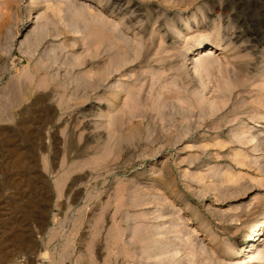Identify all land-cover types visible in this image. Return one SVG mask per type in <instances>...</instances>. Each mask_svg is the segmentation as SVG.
Segmentation results:
<instances>
[{
	"label": "rangeland",
	"instance_id": "1",
	"mask_svg": "<svg viewBox=\"0 0 264 264\" xmlns=\"http://www.w3.org/2000/svg\"><path fill=\"white\" fill-rule=\"evenodd\" d=\"M262 135L264 0H0V264H247Z\"/></svg>",
	"mask_w": 264,
	"mask_h": 264
},
{
	"label": "bare ground",
	"instance_id": "2",
	"mask_svg": "<svg viewBox=\"0 0 264 264\" xmlns=\"http://www.w3.org/2000/svg\"><path fill=\"white\" fill-rule=\"evenodd\" d=\"M32 21L33 20H35V18H32L31 19ZM30 20V21H31ZM33 37V36H32ZM125 46V45H124ZM205 47H207V43L206 42H198V43H196L195 45H193V47L189 50V54H190V56H191V58L189 59V61L191 60V59H193V55L194 54H198V53H200ZM206 49V48H205ZM189 57V56H188ZM202 61H204V60H202ZM123 62V61H122ZM191 62H194V61H191ZM123 64H124V62H123ZM123 64L122 65H119V66H123ZM120 70V69H119ZM114 71V70H113ZM110 73H111V71H110ZM100 79H98V80H96V81H99ZM105 80V79H104ZM95 81V82H96ZM97 85H98V83H97ZM102 86V85H101ZM98 88V87H97ZM166 92H167V90H166ZM171 91L169 90V93H170ZM174 93V92H173ZM163 94V93H162ZM168 93H166V96H168L167 95ZM171 94V93H170ZM165 95V94H164ZM170 97H173V96H171V95H169ZM218 98H220V97H218ZM217 98V100H219ZM222 98V97H221ZM168 99V98H167ZM223 99V98H222ZM222 99H220V100H222ZM216 100V99H215ZM216 100V101H217ZM224 100V99H223ZM222 100V101H223ZM221 102V101H220ZM221 104V103H220ZM216 105V104H215ZM214 105V106H215ZM220 106V105H219ZM219 106H218V108H219ZM242 106V105H241ZM221 107V106H220ZM217 108V107H216ZM242 110H244V109H242ZM216 111V110H215ZM241 111V110H240ZM217 112H219L218 110H217ZM244 112V111H243ZM46 113V112H45ZM216 114V113H215ZM217 115H219V113L217 114ZM220 117V116H219ZM222 117V116H221ZM228 117V116H227ZM229 118V117H228ZM45 120V119H44ZM219 120V119H218ZM222 121H223V117H222V119H221ZM225 120H226V118L224 119V123L223 124H225ZM227 124V123H226ZM262 136H264V135H262ZM259 137H261V136H259ZM263 138V137H262ZM238 140V139H237ZM240 140V139H239ZM234 141V140H233ZM235 142V141H234ZM236 142H238V141H236ZM235 142V143H236ZM244 145H245V143H244V141L242 142ZM247 143V142H246ZM207 145V144H206ZM222 145V144H221ZM239 145V144H238ZM242 148V147H241ZM240 148V149H241ZM238 149V148H237ZM246 151V150H245ZM236 153V152H235ZM243 153V152H242ZM241 153V154H242ZM248 153V152H247ZM240 155V154H239ZM246 154H244V156H245ZM240 159V158H239ZM242 162H244L243 160H242ZM17 166V165H16ZM20 167V166H19ZM74 169V168H73ZM67 170H70V169H67ZM72 170V169H71ZM258 170V169H257ZM260 170V169H259ZM262 173H264V172H262ZM65 178V177H64ZM64 181H63V179H62V177L60 178V179H58L57 181H56V186L58 187V188H60L61 186H62V183H63ZM30 183V182H29ZM34 184V183H33ZM32 186V185H31ZM33 187V186H32ZM35 187V186H34ZM35 190V189H34ZM33 190V191H34ZM39 204V203H38ZM19 207V206H18ZM30 209V208H29ZM156 219V218H155ZM151 220V219H150ZM153 220V219H152ZM262 221V220H261ZM146 222V221H145ZM152 222H155V221H152ZM151 222V223H152ZM263 226L262 227H254V229H253V234L254 235H251V236H249L250 237V242L247 244V252L245 253V255H244V260H245V262L246 261H248L247 262V264H251V262L253 261V259H258V257H257V255L255 254L256 252H257V247H258V244H259V241L260 240H262V237L261 236H263L264 235V219H263ZM156 223V222H155ZM145 224V223H144ZM154 225V224H153ZM149 226V225H148ZM155 227H156V225H154ZM256 226V225H255ZM165 227V226H164ZM168 227V226H167ZM166 227V229H169V228H167ZM159 228V227H158ZM156 229V231L157 230H160V228L159 229ZM162 229H163V227H161ZM165 229V228H164ZM163 229V230H164ZM165 229V230H166ZM171 229V228H170ZM151 231H152V228L150 229ZM150 231V232H151ZM153 231H155V230H153ZM155 231V232H156ZM168 231H170V230H167V233H168ZM174 231H176V230H174ZM142 232V231H141ZM140 232V233H141ZM149 232V234L151 235L152 234V232L150 233ZM154 232V233H155ZM161 232V231H160ZM163 232V231H162ZM165 232V231H164ZM163 232V233H164ZM162 233V234H163ZM170 233H173V231L171 232L170 231ZM170 233H168L166 236H167V238H170V237H168L169 236V234ZM148 234V235H149ZM156 234H159V233H155V235H153V237L154 236H156ZM161 234V233H160ZM159 234V235H160ZM149 235V236H150ZM172 236H173V234H171ZM148 236V237H149ZM141 237V236H140ZM159 237H165L164 235L163 236H159ZM146 238V237H145ZM163 238H159L158 239V241H160L161 242V240L163 239ZM139 239V238H138ZM151 239H154V238H151ZM183 239V238H182ZM181 239V240H182ZM30 240V239H29ZM156 240H157V238H156ZM185 240V239H184ZM188 240V239H187ZM141 241V240H140ZM140 241H139V243H140ZM168 241V240H167ZM166 241V242H167ZM169 241H171V239H169ZM136 242H137V245L139 244L138 243V241L136 240ZM135 242V243H136ZM147 242V241H146ZM145 242V243H146ZM153 242V241H152ZM157 242V241H156ZM166 242H164V240H163V243H165L166 244ZM172 242V246L174 247H176V245L174 244V242L173 241H171ZM185 242V241H184ZM134 243V244H135ZM150 243V242H149ZM182 243V241L180 242V244ZM186 243V242H185ZM187 243H189V242H187ZM186 243V244H187ZM160 244V243H159ZM165 244H163L162 245V243H161V245H162V247H158V242L157 243H154V244H152V245H150V249L148 250V249H146L147 248V246H145L146 248H144L142 245H141V247H143L144 249H143V251L140 253V251L138 250V248H137V246H135L136 248H137V250L139 251V255L140 254H142V258H140V257H136L137 258V260L140 258L141 260V262H143L142 264H194V263H196V264H203V257H202V259L200 258V256H198L197 255V253L196 254H194L192 257L190 256H186L185 258H182V257H180L179 255H177L176 253L178 252V251H176V252H174V251H171L172 249H171V247L172 246H170V248H167V246L169 247V244H170V242H168V245L167 246H165ZM174 244V245H173ZM177 244V246H178V243H176ZM179 244V247L181 246ZM250 244H251V246H250ZM136 245V244H135ZM171 245V244H170ZM182 245H184V244H182ZM188 245V244H187ZM133 246V245H132ZM140 246V245H139ZM160 246V245H159ZM134 246H133V248L134 249H136ZM172 247V248H173ZM179 247L178 248H176V249H179ZM192 246L190 245V249H192L191 248ZM189 248V247H188ZM140 249V248H139ZM175 249V248H174ZM173 249V250H174ZM175 249V250H176ZM183 249H186L185 247H183ZM183 249H179V250H181V251H183ZM190 249H187V250H190ZM141 250H142V248H141ZM136 250H134V252H135ZM171 252H174V254H176V255H174L173 253H171ZM237 252V251H236ZM182 253H184L185 254V252H182ZM190 253H192L191 252V250H190ZM264 253V252H263ZM131 254L133 255L134 253H131L130 252V256H131ZM136 254V253H135ZM238 254V253H237ZM241 254V258H242V252L240 253ZM129 255V254H128ZM196 255V256H195ZM199 255H201V254H199ZM141 256V255H140ZM182 256V255H181ZM237 257H239V256H237ZM257 257V258H256ZM133 258H134V255H133ZM131 259V258H130ZM242 260V259H241ZM140 261H136L138 264H140L141 262ZM253 263V262H252ZM260 263L261 264H264V257H263V259H261V261H260ZM246 264V263H245Z\"/></svg>",
	"mask_w": 264,
	"mask_h": 264
}]
</instances>
